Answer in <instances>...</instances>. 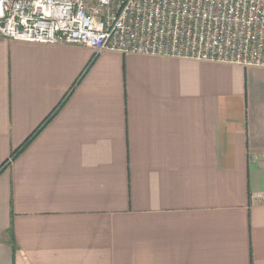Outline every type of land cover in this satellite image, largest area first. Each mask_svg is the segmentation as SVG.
Segmentation results:
<instances>
[{"label": "crops", "instance_id": "obj_1", "mask_svg": "<svg viewBox=\"0 0 264 264\" xmlns=\"http://www.w3.org/2000/svg\"><path fill=\"white\" fill-rule=\"evenodd\" d=\"M75 84L0 174V264H264L263 67L0 37V165Z\"/></svg>", "mask_w": 264, "mask_h": 264}, {"label": "built area", "instance_id": "obj_2", "mask_svg": "<svg viewBox=\"0 0 264 264\" xmlns=\"http://www.w3.org/2000/svg\"><path fill=\"white\" fill-rule=\"evenodd\" d=\"M0 37L264 68V0H0Z\"/></svg>", "mask_w": 264, "mask_h": 264}, {"label": "trees", "instance_id": "obj_3", "mask_svg": "<svg viewBox=\"0 0 264 264\" xmlns=\"http://www.w3.org/2000/svg\"><path fill=\"white\" fill-rule=\"evenodd\" d=\"M96 56H93L90 64L88 65L87 69L90 67V65L93 63V61L95 60ZM77 84H75L71 90L69 91V93L64 97V99L62 100V102L58 105V107L56 108V110L28 137L25 139V141L18 146L14 151H12V153L10 154L9 158L0 165V174L10 165V163L12 161H14L29 145L30 143L34 140V138L41 132V130L47 125V123L52 119V117L56 114V112L64 105L65 101L67 100V98L69 97V95L71 94V92L74 90V88L76 87ZM13 249H15V246L13 247Z\"/></svg>", "mask_w": 264, "mask_h": 264}]
</instances>
